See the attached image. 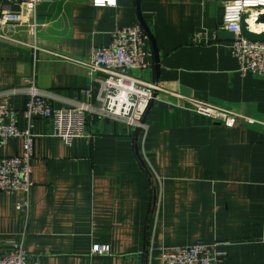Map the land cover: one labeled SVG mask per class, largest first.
Segmentation results:
<instances>
[{
    "label": "crops",
    "instance_id": "1",
    "mask_svg": "<svg viewBox=\"0 0 264 264\" xmlns=\"http://www.w3.org/2000/svg\"><path fill=\"white\" fill-rule=\"evenodd\" d=\"M139 6L45 0L35 12L15 4L6 11L0 0V103L18 112V128H26L25 89L52 92L57 109L74 106L90 87L77 61L142 20L150 34L143 78L253 123L226 127L173 107L175 98L160 93L145 116L144 145L123 123L98 117L87 123L93 142L79 138L68 147L51 136L52 121L36 118L31 211L27 220L17 209L22 193H0V257L25 234L30 263L39 256V264H161L158 249L202 241L226 253L229 264H264V78L242 75L231 54L237 34L223 25L240 27L237 3ZM196 32L204 33L199 43ZM22 146L11 139L0 159L20 155ZM94 245L109 253H92Z\"/></svg>",
    "mask_w": 264,
    "mask_h": 264
},
{
    "label": "built area",
    "instance_id": "2",
    "mask_svg": "<svg viewBox=\"0 0 264 264\" xmlns=\"http://www.w3.org/2000/svg\"><path fill=\"white\" fill-rule=\"evenodd\" d=\"M45 0H2L5 10L11 5L24 6L36 11ZM238 16L245 13L258 17L264 13V0H235ZM242 1V2H240ZM96 7L116 6V0H92ZM34 27L35 25H31ZM237 34L231 42V54L238 60L239 72L242 75H254L264 78V41H247L240 35L237 23L223 25ZM203 32H196L192 41L202 40ZM149 38L140 25L119 28L112 34L111 45L96 46L89 60L77 61L87 70L90 87L81 91L84 100L76 101L74 106L57 109L52 105L55 95L52 92L41 91L35 85L24 90L26 101L22 111L26 120V128L20 130L17 126L18 112L9 108L7 102L0 103V148L6 146L11 139H22V153L16 156H5L0 159V193L14 194L20 192L24 201L17 205L28 220L31 211V195L33 189V160L36 136L33 133L34 120L44 118L54 123L51 136L61 138L65 146H71L75 139L84 138L91 144L95 135L87 131L88 120L91 118L109 119L123 123L137 135L142 145L148 131L144 117L157 100L160 93H168L175 102V108L188 109L202 117L226 127L241 126L243 123H253L242 115L219 107L215 104L171 93L163 89L159 83L142 77L148 69L145 45ZM37 49L36 45H33ZM98 74H101L98 76ZM53 94V95H52ZM141 154V151H140ZM141 160L146 165L147 156L143 152ZM25 234L16 241L12 253L0 257V264H39L40 257L34 256L32 263L24 245ZM94 254H108V246L94 245ZM152 249L150 255H152ZM159 261L161 264H229L227 255L217 251L214 246L199 241L194 245L161 248Z\"/></svg>",
    "mask_w": 264,
    "mask_h": 264
},
{
    "label": "water",
    "instance_id": "3",
    "mask_svg": "<svg viewBox=\"0 0 264 264\" xmlns=\"http://www.w3.org/2000/svg\"><path fill=\"white\" fill-rule=\"evenodd\" d=\"M138 1V7L140 8V0H137ZM247 18V15H243L242 17V20H241V29H242V35L245 39L249 40V41H264V32H261V33H256V32H253V31H250L247 29V24L245 22V19ZM142 20V19H141ZM142 22V25L144 26L147 34L150 36L149 34V31L147 30L143 20L141 21ZM258 22H262L264 23V15H260L259 18H258ZM153 42V45H154V50H155V55H156V60L158 62V54H157V49H156V46H155V43L154 41L152 40ZM154 103L151 104V106L149 107L148 111L150 110V108L153 106ZM147 111V113H148ZM146 113V114H147ZM146 116V115H145ZM145 118L144 117V122H145Z\"/></svg>",
    "mask_w": 264,
    "mask_h": 264
},
{
    "label": "bare ground",
    "instance_id": "4",
    "mask_svg": "<svg viewBox=\"0 0 264 264\" xmlns=\"http://www.w3.org/2000/svg\"><path fill=\"white\" fill-rule=\"evenodd\" d=\"M244 15H247V18L245 19V22L247 24V29L248 30L253 31V32H256V33L264 32V23L258 22V19L256 18V16L251 17L250 14H249V12L248 13H245ZM261 15H264V13H261ZM241 20H242V17H241ZM241 20H240V32H241L242 38L245 39L243 37V35H242ZM140 26L144 30L143 26L142 25H140ZM144 32L146 33V35L149 38L150 36L147 34V32L145 30H144ZM149 40H150V38H149ZM245 40H247V39H245ZM247 41H249V40H247ZM199 42H201V39L200 40H197V41H193V43H199Z\"/></svg>",
    "mask_w": 264,
    "mask_h": 264
},
{
    "label": "rangeland",
    "instance_id": "5",
    "mask_svg": "<svg viewBox=\"0 0 264 264\" xmlns=\"http://www.w3.org/2000/svg\"><path fill=\"white\" fill-rule=\"evenodd\" d=\"M258 42V41H257ZM102 47H104V46H102ZM154 103V102H153ZM146 123V122H145ZM140 133L139 132H137V133H134V135H139ZM28 253V252H27ZM92 253H93V249H92Z\"/></svg>",
    "mask_w": 264,
    "mask_h": 264
}]
</instances>
